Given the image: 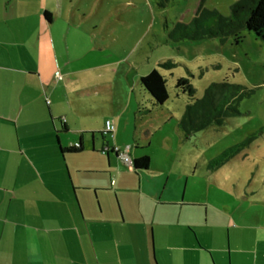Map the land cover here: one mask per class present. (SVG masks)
Here are the masks:
<instances>
[{"label":"crops","instance_id":"1","mask_svg":"<svg viewBox=\"0 0 264 264\" xmlns=\"http://www.w3.org/2000/svg\"><path fill=\"white\" fill-rule=\"evenodd\" d=\"M82 1L0 0V264H264V211L233 226L229 218L225 242L207 233L204 202L163 197L168 170L150 186L151 159L147 170L121 166L111 148L129 140L117 120L109 141L103 129L98 142L93 128L74 126L81 107L68 98L61 71L69 60L58 47L90 13L93 0L80 11ZM147 133L127 146L131 159L148 155ZM77 142L108 147L100 158L86 155L100 167L58 151ZM189 206L205 218L195 220Z\"/></svg>","mask_w":264,"mask_h":264},{"label":"rangeland","instance_id":"2","mask_svg":"<svg viewBox=\"0 0 264 264\" xmlns=\"http://www.w3.org/2000/svg\"><path fill=\"white\" fill-rule=\"evenodd\" d=\"M235 1L93 0L90 13L77 18L76 27L69 31L67 27L65 39L59 36L58 47L60 59L69 60L66 72L61 71L64 82L69 81L67 91L72 92L68 98L76 99L81 107V117L73 116L74 126L93 128L99 142L105 119L117 120L122 128L120 139L129 140L127 145L116 146L120 150L137 138L145 142L143 133L148 130L150 143L144 144L143 152L150 156L154 171L144 174V181L158 186L157 176L163 173L156 172L168 170L163 197L170 194L179 201L184 194L186 199L204 202L207 233L223 236L225 242L227 230L232 233L229 218L233 226V220L243 215L252 218L264 211V43L247 29L240 30L238 42L233 35L173 40L170 34L177 23H188L195 15L229 16ZM90 4L83 0L76 5L81 11ZM153 68L163 76L168 94L165 103L155 107L138 82ZM179 77L190 82L195 99L202 98L208 85L224 78L243 86L232 103L237 112L224 110V122H210L186 138L178 126L188 101L174 88ZM64 107L70 111L67 104ZM70 133L63 136L70 137ZM104 139H110L109 134ZM89 144L87 151L65 157L83 166L100 167L101 161L86 159V155L100 158L104 152L100 145L92 150ZM238 145L239 150L225 162L213 163ZM250 199L258 203L250 206ZM187 209L195 220L205 218L203 208Z\"/></svg>","mask_w":264,"mask_h":264},{"label":"trees","instance_id":"3","mask_svg":"<svg viewBox=\"0 0 264 264\" xmlns=\"http://www.w3.org/2000/svg\"><path fill=\"white\" fill-rule=\"evenodd\" d=\"M231 4L230 15L227 17L211 12L205 16L195 15L188 23H177L176 27L172 28V32L170 31V39L200 40L208 37L224 38L233 35L235 41L238 42L240 30L247 29L264 43V0H237ZM162 65L168 66L169 64L162 63ZM138 80L144 93L149 96L151 106H160L168 99L164 78L156 68L140 76ZM174 82L175 90L188 98L183 108L184 114L178 121V126L186 138L210 122L215 121L219 124L224 122V110H230L232 113L237 112L232 103L234 96H237L243 89L241 85L233 84L224 78L220 82H213L208 85L202 98L195 99L194 89L186 78L179 77ZM61 127L65 129L63 122H61ZM239 146H233L222 152L213 160V163L218 165L225 162L239 150ZM106 147L103 148L102 152H105ZM81 150L82 145L79 142L65 149L61 148L60 145L58 146L60 154H75ZM130 160H132L130 167L135 171L147 170L149 167L150 158L146 154Z\"/></svg>","mask_w":264,"mask_h":264},{"label":"built area","instance_id":"4","mask_svg":"<svg viewBox=\"0 0 264 264\" xmlns=\"http://www.w3.org/2000/svg\"><path fill=\"white\" fill-rule=\"evenodd\" d=\"M56 74L58 76V72H56ZM112 131H114L113 122L111 120H108V119L105 120L102 132L105 133V134H110L111 135L113 133ZM107 149H108V147L105 148V150H107ZM111 149L117 154L119 159H121L124 163H126L127 165L130 166L132 160H130L131 158H130V156L128 154L129 147L126 146L124 150H120L118 147L112 146Z\"/></svg>","mask_w":264,"mask_h":264}]
</instances>
